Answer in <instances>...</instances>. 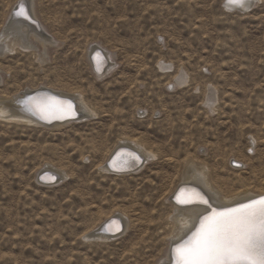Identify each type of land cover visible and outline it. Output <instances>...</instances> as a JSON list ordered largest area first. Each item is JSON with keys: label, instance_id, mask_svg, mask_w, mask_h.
I'll use <instances>...</instances> for the list:
<instances>
[{"label": "rangeland", "instance_id": "1", "mask_svg": "<svg viewBox=\"0 0 264 264\" xmlns=\"http://www.w3.org/2000/svg\"><path fill=\"white\" fill-rule=\"evenodd\" d=\"M18 1L0 0V35ZM29 1L56 44L45 62L0 47V105L44 86L91 114L59 126L0 117V264H168L159 222L187 166L227 196L264 187V0L246 11L226 0ZM94 47L110 64L99 78ZM122 142L153 156L117 175L106 158ZM46 167L58 172L51 184L39 180ZM116 214L120 234L91 237Z\"/></svg>", "mask_w": 264, "mask_h": 264}, {"label": "bare ground", "instance_id": "2", "mask_svg": "<svg viewBox=\"0 0 264 264\" xmlns=\"http://www.w3.org/2000/svg\"><path fill=\"white\" fill-rule=\"evenodd\" d=\"M254 4H255V0H244L243 7H239V6H235V7L227 6V7L233 8L236 10L239 9V10L245 11V10L251 9L254 6ZM18 5L19 6L22 5V8L19 7ZM21 12H23V14H20ZM35 13L36 12L34 10L32 1H29V0L18 1L10 17L7 20V23L9 21V24L8 25L6 24L3 30V33L0 35V37L2 36L5 37V39H3L2 41L0 40V47H3L4 49L3 51H6V52H9V51L12 52L15 48H23V50H27V51L34 50L39 55V59L45 62L48 59L50 48L54 46L53 44H56V41L53 40V38H51L50 36H48L45 32H42L43 29L45 30V28L41 24V21L39 22L37 18L38 16H36ZM95 51H97V53L96 55H93ZM106 55L107 54L105 53V51H103L101 48H98V47L92 48L87 55L88 57L87 60L91 68V71L94 73V75L97 78L102 77L103 75L107 74L108 72L107 70H109L110 68V64L109 66L106 67L107 62H108ZM31 89H33V92L35 95L41 94L40 92H44L42 90H46V92L48 93L57 95V97H50L49 100L51 99V100L61 101L63 99L71 98L77 105V108H75V111L77 112V116H76L77 119H79L81 116L83 117L82 113L80 114L81 111L83 112L85 116L91 114L89 109L87 111L83 105L81 104L79 105L80 97L77 96V94L75 93L67 94L65 92L58 91L59 93L58 94V93L53 92L52 89H48L44 86H39V87L36 86L35 88H31ZM29 90L30 89H27L25 90V92ZM23 94L20 96H23ZM30 95L24 98L21 97V99L19 100H17L18 98H20L19 95H16L15 97H13L12 100L10 99L4 100L5 103L0 105V117L3 119L4 118L8 119V120H17V121L24 120V121H27V123L29 121L32 123L41 124L38 120L33 118L34 116L33 112L31 110V106L28 103V101L31 99L29 98ZM215 95H216L215 92L212 90H210V94L209 93L207 94L208 101H210V103L208 104H210V106H212V104L215 102ZM69 121L71 122L72 120H69ZM67 122L68 121L62 122V123H55L54 125L59 126ZM122 143L123 144H120V145H118L117 143L114 146V148L110 151L109 155L107 156L106 160L110 159L112 157V154L120 148H125L131 151H135L136 153H138L141 157H144L145 159H147V156L148 157L151 155L153 156L152 152L150 153L146 151L147 156L145 157L144 151H142L139 147H137L138 145L134 143L133 144L129 142H122ZM135 165H137V163L133 164V166ZM115 166L118 169H126V165H124V160H122L121 163L119 164L116 163ZM107 169L111 171L109 169V166H107ZM57 173L58 172L53 168H48V167L43 168L42 170H40V173L38 175L39 180L41 182H46L47 179H53V175L55 177ZM114 173L117 175H126V174L131 173V171L130 172H125V171L114 172ZM182 175H183L182 176L183 178L180 181L181 183L180 186L186 185V187L183 188L182 191H180V193L177 196L176 194L180 186L177 188V190L176 188H174L173 192L171 193V199L169 198L170 199L169 204L171 206L170 207L171 208L170 217L166 223L159 222V226H162L164 229L162 233L166 234L167 243L170 245L168 249L166 250V252H163L164 253V255H162L163 259L161 258V260L163 262H168V264H170L174 260L175 254L174 256L172 254V248L174 247V245L181 242L185 238L188 239L191 236L195 228L201 222V219L203 218V216L209 213L210 211H212L210 206L217 207V208L229 207V206L241 203V202H245V201L258 198V196L262 197L264 195V187H262L260 189H251V188L246 189L245 188L244 190L242 189V191H240L239 193L233 196L231 195L227 196L221 193L218 189L217 191L213 188L214 185H212L210 181L211 176H209L207 170H205L204 167H201L198 165L191 164L187 166V168L183 171ZM192 183L195 185H198L196 186V188L198 189L196 190L188 189L187 190L186 188L192 187L190 186L192 185ZM204 197H206L207 203H204V202L202 203V201L199 202L200 200H202L201 198H204ZM213 212H216V211H213ZM121 222H122L121 216L117 214L113 216L109 215L107 219L105 218L103 224H106L105 227L110 233L104 232L106 231L104 229V231L100 232L101 234L99 233L100 235H98L97 237L103 240L116 237L118 234L121 233L119 232L120 231L119 224ZM103 224L101 225V228L103 227ZM116 225H118V228H117L118 230H114L115 229L114 227ZM165 225H169L168 226L169 228ZM162 251H164V249Z\"/></svg>", "mask_w": 264, "mask_h": 264}, {"label": "snow or ice", "instance_id": "3", "mask_svg": "<svg viewBox=\"0 0 264 264\" xmlns=\"http://www.w3.org/2000/svg\"><path fill=\"white\" fill-rule=\"evenodd\" d=\"M243 5L244 0H226L229 7ZM40 111L56 118L75 114L70 101L51 99ZM175 257L176 264H264V196L205 216Z\"/></svg>", "mask_w": 264, "mask_h": 264}, {"label": "water", "instance_id": "4", "mask_svg": "<svg viewBox=\"0 0 264 264\" xmlns=\"http://www.w3.org/2000/svg\"><path fill=\"white\" fill-rule=\"evenodd\" d=\"M20 4V3H19ZM19 6V5H18ZM246 11V10H245ZM13 14H14V12H13ZM12 20H13V18H12ZM10 21H11V19H10ZM9 24V21H8V23H7V25ZM42 31V30H41ZM42 32H45L46 33V31L43 29V31ZM47 34V33H46ZM42 91H44L45 93L44 94H37V95H35L34 94V92L30 95V97L29 98H31L29 101H28V103H29V105L31 106V110H32V112H33V118L34 119H36V120H38L41 124H44V125H47V126H50V125H54L55 123H62V122H66V121H69V120H72L71 118H67L66 116L65 117H63V118H56V120H54V121H52L51 122V120L49 119V117H54V116H48V118H46V119H43V118H41V115L42 114H44V113H42L41 111H40V106L41 105H43L45 102H47L48 100H49V98L50 97H52V93H48V92H46V90H42ZM44 115H46V114H44ZM123 153V157H125V158H127L128 160H131V159H133V156H136V154L137 155H139L138 153H136L135 151H131V150H121L120 151V154H122ZM112 158V157H111ZM111 158L109 159V161H108V166H109V169L112 171V172H123V171H127V172H132L133 170H135V168H133V169H130V170H119V169H116L115 167H112L111 165H110V160H111ZM117 161H120L121 162V158L118 160L117 159ZM117 161H114V165L116 164V162ZM118 164V163H117ZM235 165H236V163H234ZM130 167V166H129ZM132 167H135V166H133L132 165ZM238 167H240V166H238ZM57 177V176H56ZM46 183H48V184H51V183H53V179H47V182ZM110 221V220H109ZM108 221V222H109ZM107 223V222H106ZM105 225L106 224H103V227L101 228V226L93 233V234H91V236H98V235H100L101 233L100 232H103L104 231V229L106 230V231H104V232H108V230L106 229V227H105ZM115 229L114 230H118L117 228H118V225H116L115 227H114ZM100 233V234H99ZM108 233H110V232H108ZM112 234V233H111ZM170 264H176V260L175 261H173V262H171Z\"/></svg>", "mask_w": 264, "mask_h": 264}]
</instances>
